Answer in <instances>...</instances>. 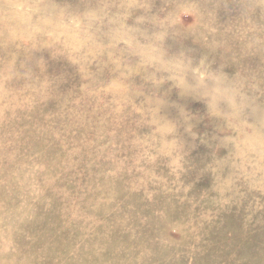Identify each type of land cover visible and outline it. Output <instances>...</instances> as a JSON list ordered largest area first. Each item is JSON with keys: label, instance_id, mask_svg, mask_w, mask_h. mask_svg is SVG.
Returning <instances> with one entry per match:
<instances>
[{"label": "rangeland", "instance_id": "rangeland-1", "mask_svg": "<svg viewBox=\"0 0 264 264\" xmlns=\"http://www.w3.org/2000/svg\"><path fill=\"white\" fill-rule=\"evenodd\" d=\"M101 2L44 0L71 16ZM105 2L133 12L126 25L140 29L139 45L151 43L157 31L151 23H136L141 5H150L149 15L159 17L161 27L182 25L192 33L160 42L164 62L180 59L195 68L204 60L209 71L229 79L264 67L259 55L235 62L230 49L210 51L216 46L213 20L194 17L185 7L192 0ZM195 2L219 5V31L240 14V0ZM252 19L261 22L260 9ZM115 27L104 18L90 31L106 46ZM45 44L60 48L32 53L44 62L35 74L53 82L49 98L34 87L7 97L0 77V264H264V166L239 146L218 147L230 132L220 130L206 102L182 95V82L166 73L146 80L143 69L128 78L132 100L117 98V90L104 84L132 70L121 71L112 55L122 66L139 63L124 45L112 55L88 50L90 59L78 60L77 41L57 37ZM185 78L191 82L192 72ZM246 95L251 108L243 118L253 123L251 109L264 114V95ZM152 98L163 102L160 109L147 104ZM181 111L191 117L187 124ZM163 121L176 124L174 136Z\"/></svg>", "mask_w": 264, "mask_h": 264}, {"label": "clouds", "instance_id": "clouds-1", "mask_svg": "<svg viewBox=\"0 0 264 264\" xmlns=\"http://www.w3.org/2000/svg\"><path fill=\"white\" fill-rule=\"evenodd\" d=\"M215 3H201L192 0L185 5L194 17L201 20H213L216 29V46L207 47L215 52L217 49L232 50L238 62L245 56L259 55L264 62V4L259 0H240V14L235 23L228 25L222 31L215 27ZM143 10V14L137 17V24L151 23L157 28L151 36V43L139 45L136 43L135 34L139 28L128 27L126 21L133 14L114 9L106 4L105 0L98 3L96 7L83 16L67 15L62 9L50 8L44 0H2L0 2V51L3 53V61L0 62V77H3V90L7 97L16 91L34 87L46 97H50L53 91V82L48 79H40L34 72V67L43 72L44 62L34 59L32 53L41 48H48L60 52V48H53L45 44L47 39L67 37L77 41L81 45L78 60L90 59L86 57L88 50L98 54H108L118 45H124L127 54L139 58L136 68L122 66V60L112 55L113 60H118L121 71L132 70L131 74L121 77L120 74L110 80L105 86L114 87L117 90V98L132 100L131 87L127 83L128 78L138 70L143 69L145 79L152 81L156 79V73H166L167 79L175 82L181 81L179 88L182 95L192 96L206 102L208 113L211 117L221 122V131H228L230 135L220 140L218 147L233 145L241 147L246 158L254 160L257 165L264 166V114H257L255 108L251 109V115L255 117L253 123L244 119L245 109L251 108L246 90L258 91L264 95V67L258 72H237L229 79L222 71L211 72L204 60L199 66L191 68L190 64L183 60L164 62L161 59L159 44L169 34L182 35L192 33L182 25L161 27L157 16H150V5L138 6L136 10ZM257 9H260V21L257 23L252 19ZM169 10L167 15H173ZM108 18L116 27L109 33V43L101 45L96 36L90 31L95 22ZM112 64L111 61H106ZM152 71L149 72L148 70ZM192 72V80L189 82L186 73ZM175 78V81L170 79ZM157 80V79H156ZM23 82L19 88L13 87V82ZM210 81L211 84L206 83ZM159 86V85H154ZM72 96L65 97L70 99ZM150 107L160 109L162 101L159 99H146ZM226 105L221 109L220 105ZM181 119L187 124L191 119L181 111ZM166 122L171 128V136H174L176 124ZM186 131H191L189 125ZM175 147L181 152L183 145L176 139H172Z\"/></svg>", "mask_w": 264, "mask_h": 264}]
</instances>
